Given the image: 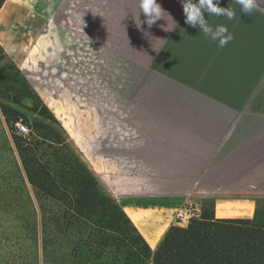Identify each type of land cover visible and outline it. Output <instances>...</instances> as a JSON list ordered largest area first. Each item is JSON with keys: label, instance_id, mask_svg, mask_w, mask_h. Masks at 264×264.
<instances>
[{"label": "crops", "instance_id": "0c3cea01", "mask_svg": "<svg viewBox=\"0 0 264 264\" xmlns=\"http://www.w3.org/2000/svg\"><path fill=\"white\" fill-rule=\"evenodd\" d=\"M157 2L176 25L167 16L150 29L142 23L151 37L136 27L138 0L114 17L106 9L101 39L92 37V45L117 41L109 53L123 63L121 100L102 104L92 116L89 151L75 133L90 172L151 249L175 225L179 207L198 202L214 219H251L264 206V0L249 15L235 0H220V7L237 10L233 20L204 13L234 36L224 47L185 23L180 0ZM23 11L10 6L3 15L0 45L53 108L62 87L35 72L63 68L62 33L59 27L54 35L56 26L40 13L15 18Z\"/></svg>", "mask_w": 264, "mask_h": 264}, {"label": "trees", "instance_id": "16d2710c", "mask_svg": "<svg viewBox=\"0 0 264 264\" xmlns=\"http://www.w3.org/2000/svg\"><path fill=\"white\" fill-rule=\"evenodd\" d=\"M0 109L7 121L28 124L9 106ZM49 117L50 124L32 127L44 128L40 145L20 140L15 147L39 222H0V264H264L259 208L251 219H214L208 212L186 228L172 225L151 249L65 143L59 122ZM10 208L0 203V211Z\"/></svg>", "mask_w": 264, "mask_h": 264}, {"label": "rangeland", "instance_id": "374dc122", "mask_svg": "<svg viewBox=\"0 0 264 264\" xmlns=\"http://www.w3.org/2000/svg\"><path fill=\"white\" fill-rule=\"evenodd\" d=\"M128 1L13 0L11 5L9 2L6 9H3L0 23L10 6H21L24 8L23 12L26 11L27 14H17L15 18L20 19L25 16L28 21L40 13L39 17L56 26L53 27L54 35L58 36L57 30L60 27L61 53L67 58H64L60 64L63 68L35 72L36 75L41 76L51 75L62 87L61 93L53 95L54 107L49 108L34 89L29 74L17 69L7 53L4 50V53L0 51V104L9 106L28 119L27 133L20 135L15 129V122L7 121L0 109V203L11 206L8 211H0L1 224L7 225L8 222H16V220L26 224L39 222L37 203L32 188L25 178L15 147L20 140L40 145L44 132L41 125L50 124L49 116L59 122L65 143L90 171L87 159L82 158L75 145V133L77 131L82 133L89 151L91 118L98 113L97 110L102 104L112 101L117 103L118 99L121 100V94L117 92L121 91L123 71L121 59L116 54L112 56L109 53L111 50H117V41L112 39L110 47L97 46L96 43L92 45V37L95 40L101 39L100 28L104 27L102 24L105 23L106 9L110 8L114 17L116 12L122 11ZM50 6L51 10H49ZM119 40L122 44L123 40L121 38ZM113 90L115 98L112 95ZM103 113L107 112L103 111ZM35 124H41L37 130L32 128ZM31 134L33 139L29 140ZM98 186L102 193L112 199L99 183ZM5 188H10L9 192H5L3 190ZM258 208L264 215V206ZM209 209H203L202 217L210 212ZM26 233L25 231L23 235Z\"/></svg>", "mask_w": 264, "mask_h": 264}, {"label": "clouds", "instance_id": "9594fccd", "mask_svg": "<svg viewBox=\"0 0 264 264\" xmlns=\"http://www.w3.org/2000/svg\"><path fill=\"white\" fill-rule=\"evenodd\" d=\"M219 2L220 0H180L185 23L192 27H198L206 38L217 42L219 47H224L234 39V36L228 31L226 25L221 24L213 27V25L209 23V19L206 20L204 18V13H207L209 18L211 16H216L233 20L237 18V10L230 6L220 7ZM260 2L261 0H235V4L239 6V11L243 12L245 15H249L257 9ZM137 7L138 12L136 21L138 24L135 23L138 29H141L142 23L146 24L150 29L157 20L164 19L165 16H167L168 20L171 21L173 25H176L172 16L161 7L157 0H138ZM49 10H51V6ZM141 13L144 16L143 22L139 19ZM141 30L146 37H151L149 32L143 29ZM164 30L173 31V29L167 27ZM155 39L164 40L160 38ZM6 51L9 55L13 54L16 51L15 45H10Z\"/></svg>", "mask_w": 264, "mask_h": 264}, {"label": "built area", "instance_id": "2783aa9c", "mask_svg": "<svg viewBox=\"0 0 264 264\" xmlns=\"http://www.w3.org/2000/svg\"><path fill=\"white\" fill-rule=\"evenodd\" d=\"M18 134L25 135L27 133V126L21 120L14 123ZM202 216V207L196 202L188 206H182L177 209L174 216V223L180 228H186L193 220H199Z\"/></svg>", "mask_w": 264, "mask_h": 264}, {"label": "bare ground", "instance_id": "6f19581e", "mask_svg": "<svg viewBox=\"0 0 264 264\" xmlns=\"http://www.w3.org/2000/svg\"><path fill=\"white\" fill-rule=\"evenodd\" d=\"M1 16H2V12L0 13V18H1Z\"/></svg>", "mask_w": 264, "mask_h": 264}]
</instances>
